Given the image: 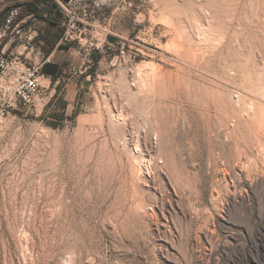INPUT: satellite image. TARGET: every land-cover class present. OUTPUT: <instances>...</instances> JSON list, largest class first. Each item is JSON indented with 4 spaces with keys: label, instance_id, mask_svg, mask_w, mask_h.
<instances>
[{
    "label": "rangeland",
    "instance_id": "rangeland-1",
    "mask_svg": "<svg viewBox=\"0 0 264 264\" xmlns=\"http://www.w3.org/2000/svg\"><path fill=\"white\" fill-rule=\"evenodd\" d=\"M69 11L82 43L0 123V264H264V0Z\"/></svg>",
    "mask_w": 264,
    "mask_h": 264
},
{
    "label": "crops",
    "instance_id": "crops-1",
    "mask_svg": "<svg viewBox=\"0 0 264 264\" xmlns=\"http://www.w3.org/2000/svg\"><path fill=\"white\" fill-rule=\"evenodd\" d=\"M28 4L30 5L28 6ZM7 7L13 8L0 27V43L4 44L0 50L35 55L37 58L31 62L40 61L38 58L48 56L44 59L45 65L57 64L63 69L57 61V57L64 52L71 53L74 46L64 44L61 41L63 13L57 4V0H0V13ZM31 10H36L38 14ZM10 29H12L11 34L16 31V34L19 35L18 41L22 42L21 46L13 47L17 40L14 38L6 39ZM23 48L27 52H20ZM52 58L55 59L53 62H51Z\"/></svg>",
    "mask_w": 264,
    "mask_h": 264
},
{
    "label": "built area",
    "instance_id": "built-area-1",
    "mask_svg": "<svg viewBox=\"0 0 264 264\" xmlns=\"http://www.w3.org/2000/svg\"><path fill=\"white\" fill-rule=\"evenodd\" d=\"M72 2L73 0H57L63 15L70 13L69 6ZM62 27V43H82L83 32L74 17L63 20ZM102 49L101 43L89 45V50L94 53H99ZM45 63L28 62L25 55L18 51L0 50V123L9 116L28 113L36 107V100L44 89L40 80L44 77Z\"/></svg>",
    "mask_w": 264,
    "mask_h": 264
},
{
    "label": "trees",
    "instance_id": "trees-1",
    "mask_svg": "<svg viewBox=\"0 0 264 264\" xmlns=\"http://www.w3.org/2000/svg\"><path fill=\"white\" fill-rule=\"evenodd\" d=\"M66 2V1H65ZM30 4H28L29 6ZM12 8H5L1 13H0V27L3 25V23L6 21L10 11ZM33 13L38 14L36 10H31ZM63 69L57 65V64H46L43 68V73L47 76H51L54 79L60 77V75L63 73Z\"/></svg>",
    "mask_w": 264,
    "mask_h": 264
},
{
    "label": "bare ground",
    "instance_id": "bare-ground-1",
    "mask_svg": "<svg viewBox=\"0 0 264 264\" xmlns=\"http://www.w3.org/2000/svg\"><path fill=\"white\" fill-rule=\"evenodd\" d=\"M186 87H188V86H186ZM239 94V93H238ZM125 116V115H124ZM122 117V116H121ZM119 118H120V116H119ZM121 119V118H120ZM165 156V155H164ZM164 159V158H163ZM165 160V159H164ZM166 160H168V159H166ZM145 161V160H144ZM150 161V160H149ZM159 161V160H158ZM161 161V160H160ZM148 162V161H147ZM143 164V163H142ZM148 164V163H147ZM160 164V163H159ZM162 164V163H161ZM168 164V163H167ZM144 165H146V164H144ZM155 167V166H154ZM157 167V166H156ZM145 168V167H144ZM150 168V167H149ZM157 169V168H156ZM156 169H155V171H156ZM145 172H146V170H145ZM144 173V172H143ZM148 175H150V174H148Z\"/></svg>",
    "mask_w": 264,
    "mask_h": 264
}]
</instances>
